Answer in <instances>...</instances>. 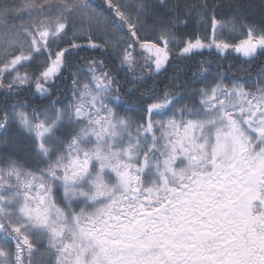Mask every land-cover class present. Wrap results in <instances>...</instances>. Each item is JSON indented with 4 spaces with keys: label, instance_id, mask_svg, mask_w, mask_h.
<instances>
[{
    "label": "snow or ice",
    "instance_id": "6c2138e0",
    "mask_svg": "<svg viewBox=\"0 0 264 264\" xmlns=\"http://www.w3.org/2000/svg\"><path fill=\"white\" fill-rule=\"evenodd\" d=\"M106 4L0 0V264H264V70L254 91L222 76L188 91L177 66L183 93L149 88L121 114L105 60L71 59L108 52L143 84L204 49L264 53V19L239 2L228 19L206 2Z\"/></svg>",
    "mask_w": 264,
    "mask_h": 264
},
{
    "label": "trees",
    "instance_id": "16d2710c",
    "mask_svg": "<svg viewBox=\"0 0 264 264\" xmlns=\"http://www.w3.org/2000/svg\"><path fill=\"white\" fill-rule=\"evenodd\" d=\"M94 2L98 10H103V8L107 7L106 0H90ZM18 3H23L24 0H17ZM102 2V3H100ZM206 2L211 8H213L216 12L218 19H228L233 15V10L229 7L231 4L235 3H243L245 5H251V7L245 8L243 11L251 17L252 20L259 22L261 19H264V9H262L261 5H264V0H163V5L175 4L179 3L181 5V10L187 7H193L195 5H199L200 3ZM151 3L157 6L158 9L163 10V6L161 4V0H151ZM100 6H103L101 8ZM183 18V17H182ZM25 19L27 17L25 16ZM13 23L20 24V20L13 21ZM210 29V25H209ZM198 31H203L200 28H197ZM181 31H192V25L190 24L187 29H181ZM71 34L69 33V36ZM221 38L226 40H234L238 42L239 38H242V33L237 27L236 31H231V25L223 30L221 33ZM63 46V45H62ZM87 55L89 58L96 57L100 60H105L107 66L113 69V74L116 75L117 80L120 85V91L118 93H114V95H118L121 98L122 104L120 106L116 105L117 110L123 113V108L128 105H137V96L139 92L147 91L149 88L154 87L157 94H159L163 89L168 88L172 92H181L185 91L184 88L174 87L172 82V77L176 75V67L180 66L185 69V72L180 77V81H177L179 84L181 81H188L187 90L191 91L193 88H198L202 86L203 80H212L213 77L222 76L223 82L225 84L230 85L233 80H239L241 82H246V85L250 88V90L254 91L256 87V80L258 78V73L261 70H264V53H258L254 58H247L236 54L234 52L227 53H219L215 49L201 50V53L191 57V59H183L179 60L173 57L172 63L167 67L166 71H161L159 74L152 76L150 79L143 84L131 83L132 75L126 73L125 71H115V66L106 60V57L110 56V53L100 51H88L85 52H73L71 54V59L75 64H82L83 61L79 59V57H83ZM199 61H208L207 64L201 65ZM118 63V62H117ZM200 67L208 68L210 74L207 76L198 75L193 76V73ZM24 71V69H21ZM148 69L143 67L138 72H135L134 75L139 76L141 74L147 75ZM67 75V73H65ZM65 84H70V81H61L60 82V93H65L66 88ZM136 88V92L132 94L128 93V89ZM60 93H57L59 95ZM21 98L27 99V95H23ZM197 99V98H196ZM184 103H191V99L185 97ZM31 106L36 107L46 101L38 98H32L29 100ZM179 107V105H177ZM138 112V107L136 109ZM136 112L129 113L130 115L135 116ZM0 150H3L0 148Z\"/></svg>",
    "mask_w": 264,
    "mask_h": 264
},
{
    "label": "rangeland",
    "instance_id": "374dc122",
    "mask_svg": "<svg viewBox=\"0 0 264 264\" xmlns=\"http://www.w3.org/2000/svg\"><path fill=\"white\" fill-rule=\"evenodd\" d=\"M91 2V1H90ZM92 4H93V6L94 7H96V5H95V3L94 2H91ZM100 3H102V2H100ZM71 34V33H70ZM218 52V51H217ZM235 53V52H234ZM223 54V53H222ZM236 54H239V53H236ZM239 55H241V56H243L242 54H239ZM143 67H137L136 68V70H135V72H138L139 70H141ZM198 99V98H197ZM111 106H113V107H115L116 105H111ZM168 118V116L167 115H165V116H163V117H161V116H157V117H154V119H157V120H159V119H167ZM74 207H75V205H74ZM79 209L77 208V211H78Z\"/></svg>",
    "mask_w": 264,
    "mask_h": 264
}]
</instances>
